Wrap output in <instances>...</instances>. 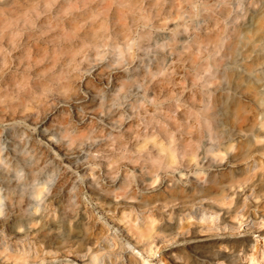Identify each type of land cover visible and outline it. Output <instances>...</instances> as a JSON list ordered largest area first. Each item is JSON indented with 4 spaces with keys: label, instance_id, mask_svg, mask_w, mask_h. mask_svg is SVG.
I'll return each mask as SVG.
<instances>
[{
    "label": "rangeland",
    "instance_id": "rangeland-1",
    "mask_svg": "<svg viewBox=\"0 0 264 264\" xmlns=\"http://www.w3.org/2000/svg\"><path fill=\"white\" fill-rule=\"evenodd\" d=\"M0 207V264H264V0H0Z\"/></svg>",
    "mask_w": 264,
    "mask_h": 264
},
{
    "label": "bare ground",
    "instance_id": "bare-ground-1",
    "mask_svg": "<svg viewBox=\"0 0 264 264\" xmlns=\"http://www.w3.org/2000/svg\"><path fill=\"white\" fill-rule=\"evenodd\" d=\"M165 161H166L165 163H166L167 165H169L170 163H172V156H171V155H167ZM119 189L122 190L121 187H120ZM38 193H39L38 189H36L35 191L32 192V194H34L35 196H37ZM0 208H1V207H0ZM0 212H1V209H0ZM195 213H196V215H200V214L204 215V214H206V213H205L203 210H201V209L196 210ZM33 221H34L33 219H29V220H28V224L31 225V223H33ZM30 225H29V226H30ZM139 235L141 236V232L139 233ZM135 242H136V241H135ZM197 242H199V241H198V240H191V241H190V243H192V244H195V243H197ZM0 246H5L6 248L10 249V246H8L7 243L4 241V237H3L2 233H0ZM197 247H198V246H197ZM190 249H191V251H192L196 256H198L199 258L208 257V255L205 254L204 252H202V251H197V250H196L197 248H195V245H192ZM129 250L132 252V251H133L132 247H130ZM96 262H97V264H100V263H101L100 256H92V257H90L86 262H83V264H95Z\"/></svg>",
    "mask_w": 264,
    "mask_h": 264
}]
</instances>
